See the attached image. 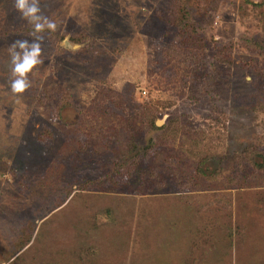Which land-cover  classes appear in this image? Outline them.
<instances>
[{
	"label": "rangeland",
	"instance_id": "374dc122",
	"mask_svg": "<svg viewBox=\"0 0 264 264\" xmlns=\"http://www.w3.org/2000/svg\"><path fill=\"white\" fill-rule=\"evenodd\" d=\"M42 8L17 99L0 0V264H264V0Z\"/></svg>",
	"mask_w": 264,
	"mask_h": 264
},
{
	"label": "clouds",
	"instance_id": "9594fccd",
	"mask_svg": "<svg viewBox=\"0 0 264 264\" xmlns=\"http://www.w3.org/2000/svg\"><path fill=\"white\" fill-rule=\"evenodd\" d=\"M44 0H13V7L29 27V38H18L7 46L8 90L19 99L33 86L39 66L45 63L43 41L45 35L57 30V21L43 12Z\"/></svg>",
	"mask_w": 264,
	"mask_h": 264
},
{
	"label": "trees",
	"instance_id": "16d2710c",
	"mask_svg": "<svg viewBox=\"0 0 264 264\" xmlns=\"http://www.w3.org/2000/svg\"><path fill=\"white\" fill-rule=\"evenodd\" d=\"M255 160H256V159H252L253 165H254L255 167H257L258 169H261L263 165H261V164H259V163H256Z\"/></svg>",
	"mask_w": 264,
	"mask_h": 264
}]
</instances>
